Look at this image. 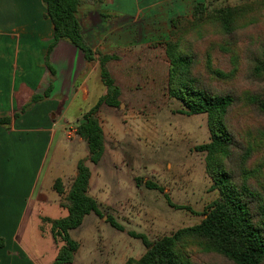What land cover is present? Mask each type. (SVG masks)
I'll list each match as a JSON object with an SVG mask.
<instances>
[{
  "label": "trees",
  "instance_id": "trees-1",
  "mask_svg": "<svg viewBox=\"0 0 264 264\" xmlns=\"http://www.w3.org/2000/svg\"><path fill=\"white\" fill-rule=\"evenodd\" d=\"M42 2L46 17L54 27V41L46 57L50 73L54 75L49 62L50 53L58 42L67 41L80 49L88 62L99 63L101 81L106 89V94L77 124V135L87 143L88 158L79 162L77 176L66 195L61 180H56L54 184L55 191L64 195L60 206L67 216L45 220L51 224V235L59 245L53 264H73L80 243L73 239L71 233L80 229L88 216L94 214L103 217L101 205L89 195L91 170L87 162L98 165L105 152V137L100 123L102 107L118 109L122 104V90L111 72L110 64L121 62L123 55L100 53L96 58V53L84 38L77 13L84 4L101 0ZM262 20L264 0L213 11H208L204 3L198 2L191 18L173 19L170 39L157 44L164 46L168 61L169 98L181 103V114L206 115L208 118L210 141L195 150L206 155V172L216 197L205 207L200 223L179 229L155 242L144 234L129 232L131 237L142 241L147 251L140 259H129L125 264H198L201 256L218 257L228 264H264V182L254 163L253 146L243 143L232 126V111L242 102V95L213 89L211 84L213 80H227L234 75L237 57L233 51L239 48L242 41H245V60L250 62L249 77L255 82L264 83ZM257 35L262 36L259 43L253 41ZM211 36L219 39L211 49L230 55L229 59L236 65L230 73L214 67L209 51L203 53L211 44ZM136 63L130 70L138 69ZM204 68L209 70V76L203 73ZM137 88L139 85L133 90ZM51 92L52 87H49L42 95L33 94L29 103L21 107L13 118L24 114L33 104L49 98ZM248 94L252 111L264 116V87ZM11 122L10 116L0 117V127L9 126ZM146 186L162 190L149 182ZM167 200L173 208L184 209ZM108 222L116 230L125 231L113 218L109 217Z\"/></svg>",
  "mask_w": 264,
  "mask_h": 264
},
{
  "label": "rangeland",
  "instance_id": "rangeland-1",
  "mask_svg": "<svg viewBox=\"0 0 264 264\" xmlns=\"http://www.w3.org/2000/svg\"><path fill=\"white\" fill-rule=\"evenodd\" d=\"M259 1L170 0L145 11L136 20L120 21L121 28L115 33L129 39L132 42L129 46L136 52L123 51L122 62L110 64L112 74L125 90L123 106L104 108L100 116L107 136V155L98 166H91L94 171L92 192L101 195L103 217L92 214L82 228L71 233L83 245L76 264H125L129 259L138 260L147 249L129 232L144 234L155 242L203 220L205 207L216 197L206 172V155L195 150L210 141L208 118L181 114V103L169 98L168 61L164 46L157 44L170 39L173 19L191 18L198 2L213 11ZM260 26L264 27L263 20ZM211 39L203 53L209 51L214 67L230 73L236 65L232 64L230 55L211 49L219 40L215 36ZM261 40L262 36L253 37L257 43ZM244 43L240 42L239 48L233 51L237 57L234 75L227 80H213L211 84L213 89L242 95V102L232 111V126L243 143L253 146L254 163L264 182V116L254 113L248 100V93L264 87V83L249 77L250 62L244 57ZM153 44L156 45L151 46ZM134 62L138 69L130 70ZM134 72L137 75H133ZM207 72L209 70L204 68L203 73L209 76ZM136 85L139 89L133 90ZM88 87L90 98L86 102L79 98L76 107L90 110L105 91L97 73ZM148 182L162 190L148 188ZM167 198L184 209L173 208ZM50 210L49 214L55 218L67 215L59 207ZM109 217L125 231L113 228ZM27 228L25 225L22 239L24 246L34 253L33 247L28 245L31 237L26 233ZM44 251L47 254V249ZM198 264L228 263L218 257L201 256Z\"/></svg>",
  "mask_w": 264,
  "mask_h": 264
},
{
  "label": "crops",
  "instance_id": "crops-1",
  "mask_svg": "<svg viewBox=\"0 0 264 264\" xmlns=\"http://www.w3.org/2000/svg\"><path fill=\"white\" fill-rule=\"evenodd\" d=\"M168 1L101 0L84 4L77 16L96 58L100 53L123 55V51L136 50L129 46V39L115 33L121 28L120 21L136 20ZM53 41L54 27L42 0H0V117H12L9 126L0 127V264L54 263L59 245L45 220L67 216L55 218L49 212L52 207L66 212L60 203L77 176L79 162L89 156L87 143L78 135L69 139L67 133L92 109L76 107L75 103L79 98L83 102L90 98L88 84L94 74L100 76L99 63L88 62L80 49L60 41L50 53L52 75L46 57ZM49 87V98L13 118L33 94L42 95ZM120 88L123 100L125 90ZM105 94L106 89L98 100ZM104 108L108 107H102L100 116ZM103 133L106 144L102 160L107 155L104 129ZM87 165L91 170L89 195L101 205V195L92 192V168L98 165ZM56 180L62 181L64 195L55 191ZM25 225L34 253L24 246ZM78 242L73 264L83 247Z\"/></svg>",
  "mask_w": 264,
  "mask_h": 264
},
{
  "label": "built area",
  "instance_id": "built-area-1",
  "mask_svg": "<svg viewBox=\"0 0 264 264\" xmlns=\"http://www.w3.org/2000/svg\"><path fill=\"white\" fill-rule=\"evenodd\" d=\"M76 135H77V128H72L67 133L69 139H73Z\"/></svg>",
  "mask_w": 264,
  "mask_h": 264
},
{
  "label": "water",
  "instance_id": "water-1",
  "mask_svg": "<svg viewBox=\"0 0 264 264\" xmlns=\"http://www.w3.org/2000/svg\"><path fill=\"white\" fill-rule=\"evenodd\" d=\"M122 106H123V105H121V107H122ZM105 218H106V217H105ZM105 218H104V219H105Z\"/></svg>",
  "mask_w": 264,
  "mask_h": 264
}]
</instances>
